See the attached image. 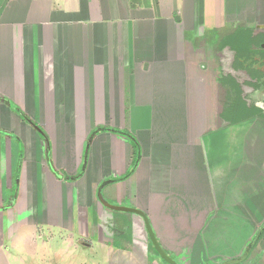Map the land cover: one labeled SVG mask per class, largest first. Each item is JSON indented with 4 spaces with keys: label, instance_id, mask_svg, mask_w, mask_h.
I'll return each mask as SVG.
<instances>
[{
    "label": "crops",
    "instance_id": "crops-1",
    "mask_svg": "<svg viewBox=\"0 0 264 264\" xmlns=\"http://www.w3.org/2000/svg\"><path fill=\"white\" fill-rule=\"evenodd\" d=\"M241 28L264 32V0H0V264H159L98 195L179 264L238 258L264 223V115L198 56ZM97 128L137 145H87Z\"/></svg>",
    "mask_w": 264,
    "mask_h": 264
},
{
    "label": "rangeland",
    "instance_id": "rangeland-1",
    "mask_svg": "<svg viewBox=\"0 0 264 264\" xmlns=\"http://www.w3.org/2000/svg\"><path fill=\"white\" fill-rule=\"evenodd\" d=\"M241 29L243 30L244 28H241ZM204 38H206L205 39L206 43L212 42L214 44H207L208 51H207V48H204V47L202 51H200L199 53L200 55L198 56V59H200V61H202L203 63V65L200 68L206 65L207 68L209 69L208 71H209L210 77L213 76L214 82L216 80V82L220 86H222L224 79L228 82L229 90L227 91L228 93L226 96L227 101H229L232 104V107L238 102L236 107L239 106L237 108V111L239 114H244L247 111L255 110V111H260L264 115V96L263 94L258 93V91H260L264 87V48L261 47V45L263 44L259 43L260 40H264V32L257 33L254 31V29L246 30V32L244 30L243 32L239 30L238 31L230 30L227 32L225 29L224 31H219V32H217L216 30H210L206 32ZM235 46H238L244 52L242 53V57L245 56L244 58L245 60L241 62L244 70H242L241 72L239 70L240 64L236 62L235 63V65L237 64L236 70L234 69L231 70V68L229 69L226 68L227 71L222 72L223 74L218 73L217 66L219 62L225 65L226 67L228 66V63H229L228 61L224 60V56L226 54L220 53L219 50H221L222 52L229 51L230 52L229 56H230L232 52H234L235 50H238V48L237 47L235 48ZM251 48H254L253 51H249ZM254 51H256L257 53L256 54L253 53ZM213 52L220 53V54L214 56ZM245 70H248V72L253 73L251 74L252 76L259 77L258 79L259 81L255 82L254 80H251V79L249 80V77L247 74L248 72ZM253 70L256 73H254ZM228 74L234 77L231 78L230 76H228ZM239 96H241L240 97L242 100V101L240 100L241 102L236 101V99ZM261 98L263 99L260 102L259 100H261ZM247 231L250 233L252 231L253 232L252 234H250L251 235L250 237H246L247 239L246 247L249 245V243L252 241V239L257 234L256 233L253 236V233H255V230L250 231L249 229H247ZM242 239L243 238H241V240ZM262 241H264V238H262ZM232 244L231 245L229 244V246H227L228 251H233L232 248L234 246ZM262 245H263L262 242L259 243V241H257L256 244L252 247V249L248 253L247 258L239 264H264V246ZM213 250L214 249L210 251L208 250V253L206 252L208 256H205L204 254V256L206 257L205 260L203 256L200 255L199 262L197 261L198 264H208L207 262L213 263V261H216L215 259H217L219 254L214 252ZM244 251L242 252L241 250L242 254L240 256L243 255ZM156 258L159 264H166L160 258L158 257Z\"/></svg>",
    "mask_w": 264,
    "mask_h": 264
},
{
    "label": "water",
    "instance_id": "water-1",
    "mask_svg": "<svg viewBox=\"0 0 264 264\" xmlns=\"http://www.w3.org/2000/svg\"><path fill=\"white\" fill-rule=\"evenodd\" d=\"M262 48H264V45H261ZM99 196V199L100 201L102 202V204L104 206H106L107 208H110L112 210H115V211H121V212H128V213H132V214H135V215H138L139 217L142 218L143 222H144V225H145V229H146V232H147V236H148V239L150 241V244L153 248V250L156 252V254L158 255V257L163 260L166 264H179L178 262H176L171 256H169L165 251L164 249L160 246L159 242L157 241L155 235H154V232L149 224V221L147 219V217L145 216L144 213H142L141 211L135 209V208H130V207H121V206H113V205H109L107 203H105L100 195ZM264 229V226H262L259 231L257 232V234L255 235V237L252 239V241L249 243V245L246 247L244 253L242 256L236 258V259H232V260H228L226 262H223L222 264H239L241 262H243L246 258H247V255L248 253L250 252V250L252 249V247L256 244L262 230Z\"/></svg>",
    "mask_w": 264,
    "mask_h": 264
},
{
    "label": "trees",
    "instance_id": "trees-1",
    "mask_svg": "<svg viewBox=\"0 0 264 264\" xmlns=\"http://www.w3.org/2000/svg\"><path fill=\"white\" fill-rule=\"evenodd\" d=\"M238 31V30H237ZM239 33V32H238ZM238 48V50H235L234 51V55H235V57H234V61H233V63H232V65H231V68L232 69H234V70H236V66H237V64L235 65V63L236 62H238L239 64H240V67H239V70L242 72V70H244L243 69V66H242V61H244L245 59V56L244 57H242V53H244L243 51H242V49L241 48H239L238 46H235V48ZM253 49L254 48H251L249 51H253ZM253 53H257L256 51H254ZM252 53V54H253ZM245 71H247L248 72V70H245ZM253 72L254 73H256L254 70H253ZM248 74V77H249V80L251 79V80H254L255 82H257V81H259L258 79H259V77H255V76H252L251 74H253V73H250V72H248L247 73ZM228 76H230V75H228ZM231 78L232 77H234V76H230ZM258 84V83H257ZM253 85V84H252ZM241 96H239L237 99H236V101H240L241 100V98H240ZM242 101V100H241ZM238 103V102H237ZM237 103H236V105H237ZM250 109H252V108H250ZM249 109V110H250ZM16 111L19 113V115L21 116V118L22 119H24L28 124H30L34 129H36L38 132H39V134L44 138V139H46V136H45V134L42 132V130L35 124V123H33L31 120H30V118L28 117V116H26L25 114H23L20 110H18V109H16ZM251 111V110H250ZM250 111H247L246 113H247V115H249V113L248 112H250ZM101 131H111V132H114V133H118V134H120V135H123V136H125V137H128V138H130L132 141H134L135 142V144L137 145V142H136V140L134 139V137L133 136H131V135H129L128 133H125V132H121V131H118V130H111V129H107V128H97V129H95L92 133H91V135H90V137H89V139H88V141H87V145H88V143L90 142V140L92 139V137L96 134V133H99V132H101ZM135 167V166H134ZM134 167H133V169H134ZM81 175H82V172H80L78 175H76V176H74L73 178H70V180H76V179H78L79 177H81ZM264 226V225H263ZM263 232H264V229L262 230V232H261V234H260V236H259V238H258V240L257 241H259V240H261L262 239V236H263ZM155 252V251H154ZM156 253V252H155Z\"/></svg>",
    "mask_w": 264,
    "mask_h": 264
}]
</instances>
